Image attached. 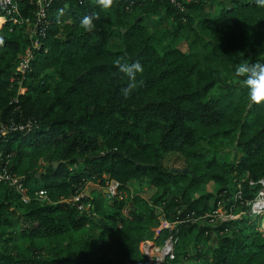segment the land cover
I'll return each mask as SVG.
<instances>
[{"label":"trees","instance_id":"obj_1","mask_svg":"<svg viewBox=\"0 0 264 264\" xmlns=\"http://www.w3.org/2000/svg\"><path fill=\"white\" fill-rule=\"evenodd\" d=\"M18 6L0 24V173L17 177L30 199L0 180V264H150L140 243L161 218L187 214L194 221L179 226L173 264H264L263 217L249 212L264 179V102L234 76L242 61L264 63V8L114 0L105 10L53 0L39 16L30 0ZM93 13L87 32L80 21ZM122 55L144 67L127 98L128 78L113 63ZM179 158L183 167L173 166ZM111 179L122 197L85 195L91 213L70 199ZM220 205L245 213L210 224ZM109 242L115 258L98 252Z\"/></svg>","mask_w":264,"mask_h":264},{"label":"built area","instance_id":"obj_2","mask_svg":"<svg viewBox=\"0 0 264 264\" xmlns=\"http://www.w3.org/2000/svg\"><path fill=\"white\" fill-rule=\"evenodd\" d=\"M37 6V13L39 16H45L47 5L53 0H30ZM176 1V0H172ZM19 11L18 0H0V24L5 22L9 16L16 15ZM14 22H18L16 18L13 17ZM36 45H38L36 43ZM30 51L29 54L30 55ZM32 57V56H31ZM21 63L18 67V71H24L29 64V59ZM21 60V61H22ZM20 61V62H21ZM0 180H5L9 182L10 185L15 186L17 191L22 193V198L25 201L30 199V196L26 193L27 189L19 182V179L15 176H11L7 171L0 173ZM261 188L258 190L256 196L253 200L249 201L250 209L249 212L252 215H261L264 218V179L260 181ZM120 184L117 180L111 179L107 182V197H122V194L119 190ZM40 199L47 197L46 190H40L35 193ZM85 194L83 190H78L73 198L71 199L77 203V208L80 212L91 213L92 204L89 201H84ZM245 212H240L239 214L227 213L223 206H219L212 213L207 214L208 221L210 224H216L220 220L234 219L240 217ZM194 221V218L191 214H187L184 218H178L175 220H169L167 218H161L160 225L157 228L159 234L164 235L163 240L158 242L157 238H147L144 239L139 246L141 253L146 258L147 262L150 264H173V261L176 259V247L178 244L179 236L178 230L179 226L188 221ZM264 226V223L262 224ZM160 235V236H161Z\"/></svg>","mask_w":264,"mask_h":264},{"label":"clouds","instance_id":"obj_3","mask_svg":"<svg viewBox=\"0 0 264 264\" xmlns=\"http://www.w3.org/2000/svg\"><path fill=\"white\" fill-rule=\"evenodd\" d=\"M95 2L98 6L107 10L113 6L114 0H95ZM254 3L257 7L264 8V0H254ZM63 15L64 9H59L58 16ZM96 19H99L97 13L85 15L80 21V26L85 31L92 32L95 28L94 20ZM3 43L4 40L0 37V45ZM113 63L118 71L128 78L127 85L121 89V95L127 98L138 87L137 75L144 72V67L139 61L129 62L123 55L117 57ZM234 76L243 78L240 81L241 87L248 89L249 99L253 103L260 104L264 102V63L242 61L235 66Z\"/></svg>","mask_w":264,"mask_h":264},{"label":"rangeland","instance_id":"obj_4","mask_svg":"<svg viewBox=\"0 0 264 264\" xmlns=\"http://www.w3.org/2000/svg\"><path fill=\"white\" fill-rule=\"evenodd\" d=\"M151 24V23H150ZM109 44H110V46L113 48V49H115V50H118V49H121V47H122V41L118 38V37H114V38H112L111 40H110V42H109ZM29 54V51L25 54V55H23V56H21V59H20V61L23 59V60H25L26 61V59L27 58H29V57H31V54L30 55H28ZM18 61L17 63V69H18V67H19V65L21 64V63H23L24 61ZM23 91H24V89H23ZM204 150L206 151V152H208L209 151V147H208V145L207 144H204ZM177 157V156H176ZM172 160H174V156H172ZM177 161H175V163H174V165L173 166H177V167H183V165L185 164L184 162H185V160L182 158H179V159H176ZM107 178V177H106ZM89 182H91V181H89ZM88 184V183H87ZM106 184V185H105ZM106 186H107V183H103V184H101L100 185V183H99V189H101L102 191H104V188H106ZM86 187H87V185H86ZM207 187L209 188V189H213L212 188V186H209V185H207ZM86 189V188H85ZM85 189L83 190V192H84V194L86 195V192H85ZM151 193H152V191L151 190H149L148 188H145V190L143 191V194H144V196H146L147 195V197L148 196H150L151 195ZM239 211H241V207H236L235 208V210H234V213L233 214H238V213H240ZM238 212V213H237ZM242 212V211H241ZM264 223V218L262 219V222H261V225ZM98 233H99V231H98ZM195 235V234H194ZM200 242H201V244H203V241L202 240H200ZM193 248H195V246H193ZM106 251H108L110 254H111V257H113V258H115V257H117L118 256V248H117V246L116 245H114V244H112V243H110L109 242V244H107V245H105V246H101V247H99L98 248V252L99 253H102V252H106ZM180 261H183V262H185V260H184V258H181V257H179L178 258V264H180ZM183 262H181V263H183ZM176 263V264H177Z\"/></svg>","mask_w":264,"mask_h":264},{"label":"crops","instance_id":"obj_5","mask_svg":"<svg viewBox=\"0 0 264 264\" xmlns=\"http://www.w3.org/2000/svg\"><path fill=\"white\" fill-rule=\"evenodd\" d=\"M97 190H99V184L98 183H93V182H88L87 187L85 189L86 195H94L96 194ZM104 194L107 196V189L104 188ZM239 214V213H238ZM157 232V229L155 230L154 236L152 238H157L158 242H161L163 240V236H160Z\"/></svg>","mask_w":264,"mask_h":264},{"label":"water","instance_id":"obj_6","mask_svg":"<svg viewBox=\"0 0 264 264\" xmlns=\"http://www.w3.org/2000/svg\"><path fill=\"white\" fill-rule=\"evenodd\" d=\"M102 155H103V154H100V155H98V156H102ZM94 157H95V156H93V155L90 156V158H94ZM54 165L57 166L58 163H54ZM72 198H73V195L70 196V199H72ZM126 264H132V263H131V261L127 260V261H126Z\"/></svg>","mask_w":264,"mask_h":264}]
</instances>
